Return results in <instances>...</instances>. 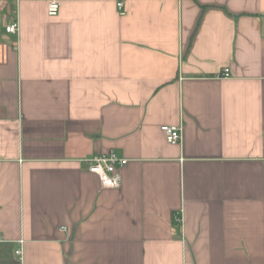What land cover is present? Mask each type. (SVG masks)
Returning <instances> with one entry per match:
<instances>
[{"label": "crops", "instance_id": "1", "mask_svg": "<svg viewBox=\"0 0 264 264\" xmlns=\"http://www.w3.org/2000/svg\"><path fill=\"white\" fill-rule=\"evenodd\" d=\"M48 2L0 0V264H264V0Z\"/></svg>", "mask_w": 264, "mask_h": 264}, {"label": "built area", "instance_id": "2", "mask_svg": "<svg viewBox=\"0 0 264 264\" xmlns=\"http://www.w3.org/2000/svg\"><path fill=\"white\" fill-rule=\"evenodd\" d=\"M122 1L118 2V6H121ZM61 6V0H49L48 2V14L56 15ZM7 30L10 32H17L19 25L18 22H13L8 25ZM223 76H230V68L224 67ZM165 137L170 143H178L182 138V126L163 124L161 126ZM88 170L96 173L102 185L104 187H118L121 184L120 168L128 162L127 157L120 156L116 151L110 150L106 152L96 153L95 155L84 159ZM22 250L19 248L16 253H21Z\"/></svg>", "mask_w": 264, "mask_h": 264}]
</instances>
